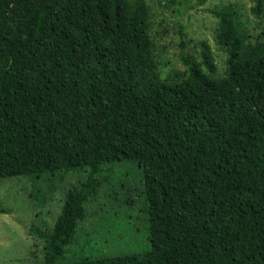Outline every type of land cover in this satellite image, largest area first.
Listing matches in <instances>:
<instances>
[{
  "label": "trees",
  "instance_id": "16d2710c",
  "mask_svg": "<svg viewBox=\"0 0 264 264\" xmlns=\"http://www.w3.org/2000/svg\"><path fill=\"white\" fill-rule=\"evenodd\" d=\"M212 15L226 74L205 42L186 56L181 29L174 80L158 72L147 0H0V179L29 181L43 206L41 176L89 172L54 226L29 230L40 264H264V35L234 4ZM122 161L143 170L151 249L74 246L97 175Z\"/></svg>",
  "mask_w": 264,
  "mask_h": 264
},
{
  "label": "rangeland",
  "instance_id": "374dc122",
  "mask_svg": "<svg viewBox=\"0 0 264 264\" xmlns=\"http://www.w3.org/2000/svg\"><path fill=\"white\" fill-rule=\"evenodd\" d=\"M147 2L153 11L154 54L163 79L170 77L175 80L177 73L187 69L180 57L181 29L185 35V55L200 61L201 43L205 42L212 49L218 75L226 74L227 55L215 41L218 21L212 10L216 6L234 4L252 39L264 35V6L263 14L256 16L254 0ZM88 175V169H84L41 176L40 184L49 182L51 185V189H44L46 199L43 206L34 202L29 181L0 179V264H40V239L31 235L29 230L54 226L66 193L85 181ZM97 179L100 182L98 193L88 200L87 220L80 224L74 246L87 237L90 243L88 251L91 246L96 253L107 252L108 256L142 254L150 250L148 208L140 195L141 188L145 191L143 170L135 161H122L104 167ZM35 186L40 188L37 182Z\"/></svg>",
  "mask_w": 264,
  "mask_h": 264
}]
</instances>
